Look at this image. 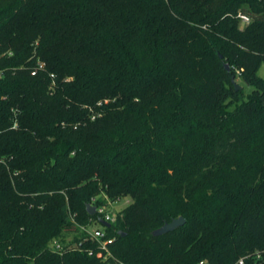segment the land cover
<instances>
[{"label": "trees", "instance_id": "16d2710c", "mask_svg": "<svg viewBox=\"0 0 264 264\" xmlns=\"http://www.w3.org/2000/svg\"><path fill=\"white\" fill-rule=\"evenodd\" d=\"M261 65L264 0H0V264L264 251Z\"/></svg>", "mask_w": 264, "mask_h": 264}, {"label": "built area", "instance_id": "2783aa9c", "mask_svg": "<svg viewBox=\"0 0 264 264\" xmlns=\"http://www.w3.org/2000/svg\"><path fill=\"white\" fill-rule=\"evenodd\" d=\"M239 18H240V22L242 23H246L248 21L247 16L240 15ZM126 204L127 202L125 203V205ZM111 205L113 204L108 203L107 206H101L95 209V212L99 216L101 222L108 224L113 221L114 216L109 210V207ZM78 229L87 236L86 238H84V240L93 241L97 244L98 253L95 255L97 258L104 260L105 258L109 256L107 246L111 244L112 239H105L104 233L101 227L91 229L90 226L89 227L78 226ZM52 246H53V251H60L61 249L57 243L53 242ZM89 254L91 253L89 252ZM250 258L253 259L251 264H264V251L254 253L252 255H245V256L239 257L233 264H245V261ZM196 264H206V263L203 261H199Z\"/></svg>", "mask_w": 264, "mask_h": 264}, {"label": "water", "instance_id": "95a60500", "mask_svg": "<svg viewBox=\"0 0 264 264\" xmlns=\"http://www.w3.org/2000/svg\"><path fill=\"white\" fill-rule=\"evenodd\" d=\"M224 67L226 68V70H228V65L226 63L224 64ZM231 82L234 85L235 89L239 87V85L233 80V78H231ZM86 211L89 215H93L95 212V209L94 207L87 205ZM183 223H184V220L181 217H178L176 219L171 220L169 223H165L159 228H157L156 230L152 231L151 235L160 236V235L166 234L167 232H171L177 227H180ZM100 224L104 227L109 226V224L104 223V222H100Z\"/></svg>", "mask_w": 264, "mask_h": 264}, {"label": "rangeland", "instance_id": "374dc122", "mask_svg": "<svg viewBox=\"0 0 264 264\" xmlns=\"http://www.w3.org/2000/svg\"><path fill=\"white\" fill-rule=\"evenodd\" d=\"M243 25H244V24H243L242 22L239 23V26H240V27L243 26ZM258 75L264 78V65H261V66L258 68ZM235 82L238 83L239 81L236 79ZM241 86L243 87V91H244V93L249 92L250 89H251L250 86L245 85V84H243V83H241ZM126 202H127V201L124 200V201H119V202H117L116 204L111 205V206L109 207L110 212L113 213V212H117V211H119L120 209H122V208L125 206V203H126ZM90 228L92 229V228H100V227H99L98 224H97V225H96V224H93V225L90 226ZM72 234H73L72 231H67V232H65V233L63 234V236H62L64 242L68 243L69 241H71Z\"/></svg>", "mask_w": 264, "mask_h": 264}]
</instances>
